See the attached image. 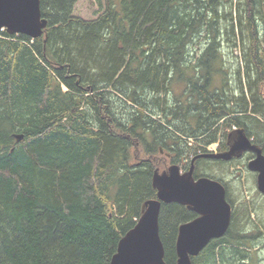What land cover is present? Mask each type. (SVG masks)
I'll list each match as a JSON object with an SVG mask.
<instances>
[{"label":"trees","instance_id":"16d2710c","mask_svg":"<svg viewBox=\"0 0 264 264\" xmlns=\"http://www.w3.org/2000/svg\"><path fill=\"white\" fill-rule=\"evenodd\" d=\"M96 2L102 12L88 21L74 15L76 0H39L41 37L0 32V264H109L156 198L154 171L197 155L188 139L214 143L226 120L264 147V0ZM223 44L241 58L231 84ZM196 163L195 178L225 186L202 168L224 164ZM237 203L226 234L192 264H259L261 233L248 226L249 203ZM196 217L161 205L166 264L179 226Z\"/></svg>","mask_w":264,"mask_h":264},{"label":"water","instance_id":"95a60500","mask_svg":"<svg viewBox=\"0 0 264 264\" xmlns=\"http://www.w3.org/2000/svg\"><path fill=\"white\" fill-rule=\"evenodd\" d=\"M46 26L39 0H0V32L23 35L33 40L42 36ZM21 138L17 136L16 140ZM228 139L230 148L227 152L195 156L183 173L176 165L169 166L166 171H154L152 187L156 190V198L143 204L139 219L119 240L109 264H166L158 227L162 204H179L197 215L178 228L175 264H192L191 259L198 256L212 240L226 234L232 208L226 201L221 183L207 177H193L194 161L198 158L230 161L244 153H253L254 158L247 163L246 169L257 175L256 189L264 196V156L261 149L252 144L242 129L231 133Z\"/></svg>","mask_w":264,"mask_h":264},{"label":"rangeland","instance_id":"374dc122","mask_svg":"<svg viewBox=\"0 0 264 264\" xmlns=\"http://www.w3.org/2000/svg\"><path fill=\"white\" fill-rule=\"evenodd\" d=\"M102 12V8L98 6L96 0H76L74 5V15L83 19V20H93L95 19L100 13ZM205 37L200 38L196 41L195 44L191 45L189 48L190 52L188 55V63L191 65H196V60L200 57L203 50L206 48V40ZM220 50L222 51V64L224 67L229 66L228 70V79L229 84H231L233 79V70L236 68L237 61L240 62V54L238 50H234L229 53V48H227V44H223L220 46ZM220 77L214 78L215 86L219 87ZM172 90L176 95H179L181 90L184 89L183 84L181 83H173ZM220 122V123H219ZM219 127L217 126V135L222 133L225 129V124L222 121H219ZM200 139V138H199ZM196 139H188L187 142L189 146H197L198 150L203 148L202 145L197 144ZM198 150H195L197 152ZM194 153H190L185 160L175 164L178 166L180 172H185L189 166L190 156ZM231 167L241 168V172L237 171L235 174V169H230V166H226V164L222 166H204L202 167L206 174H209L216 178H221L230 188L231 195L234 201L233 207H238V203L235 204L236 201L239 203L248 202L249 203V210H250V225L255 226L254 231L256 233H261L257 237V245L255 246V250L257 251V256L259 259V264H264V196L260 195L256 190L255 181L253 178L250 177V173L244 168L243 162H236L231 165ZM214 180V179H213ZM257 193L259 196H257ZM252 200L254 201L253 206L251 204ZM232 207V213L234 208ZM249 230V229H248Z\"/></svg>","mask_w":264,"mask_h":264},{"label":"flooded vegetation","instance_id":"af4514ba","mask_svg":"<svg viewBox=\"0 0 264 264\" xmlns=\"http://www.w3.org/2000/svg\"><path fill=\"white\" fill-rule=\"evenodd\" d=\"M222 122L225 124L226 120H222ZM219 123L217 124V126L219 125ZM236 130H238V128H236V127H235V130H233V131L229 127H226L225 130H224L226 132V135L223 137V136H221L222 133H219L218 134V141L215 142L216 144L215 143H211V144L207 145L206 147L211 148L214 145L215 146L214 147L215 154H220V153L227 152L229 150V148H230V141L228 139L229 138V135L231 133H233L234 131H236ZM260 149H261L262 155L264 156V147L263 148H260ZM253 158H254V154L253 153H250V152L244 153L240 158H232L230 161H218V160H211V159H205V158H198V159H196V161L194 163V166L196 167L197 166V163L196 162H199V161H202V160L216 161V162H221V164H226V166H230V169L231 170L232 169H235L234 170L235 171L234 173L237 174V171L241 172V168H237L236 169V167H231V165L234 164V163H236V162H243V164L246 166L247 163L250 160H252ZM249 175H250L251 178H253V180L255 181V185H256L257 175L254 174V173H250ZM225 186L228 187L227 184H225ZM225 190H226V195L228 197L229 193H228V190H227L226 187H225Z\"/></svg>","mask_w":264,"mask_h":264}]
</instances>
